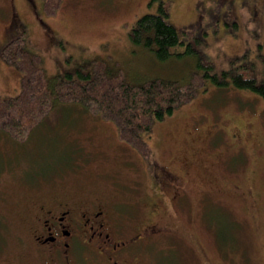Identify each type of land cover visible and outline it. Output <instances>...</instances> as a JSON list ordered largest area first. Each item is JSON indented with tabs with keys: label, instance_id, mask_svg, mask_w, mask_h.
I'll use <instances>...</instances> for the list:
<instances>
[{
	"label": "rangeland",
	"instance_id": "374dc122",
	"mask_svg": "<svg viewBox=\"0 0 264 264\" xmlns=\"http://www.w3.org/2000/svg\"><path fill=\"white\" fill-rule=\"evenodd\" d=\"M147 2L14 0L9 9L0 0V97L20 90L31 61L53 76L107 57L129 77L181 80L194 90L155 121L149 138L141 134L143 143L122 140L110 122L68 101L59 109L68 128L43 126L13 149L0 132V224L9 228L1 230L7 247L0 264L21 256L25 211L52 186L78 196L104 190L119 199L124 216L160 225L164 231L142 245L143 264H264V99L203 77L244 68L264 80V0ZM160 2L184 43L172 52L192 49L165 63L128 37ZM55 121L50 115L47 123ZM73 147L71 164L56 171ZM163 168L172 173L177 199L157 183ZM154 198L158 215L149 213Z\"/></svg>",
	"mask_w": 264,
	"mask_h": 264
},
{
	"label": "trees",
	"instance_id": "16d2710c",
	"mask_svg": "<svg viewBox=\"0 0 264 264\" xmlns=\"http://www.w3.org/2000/svg\"><path fill=\"white\" fill-rule=\"evenodd\" d=\"M25 1L29 4V0ZM13 3L5 0V6L9 9ZM167 16L160 2L157 13L143 14L128 31L130 42L150 52L156 62L160 63H165L173 55L192 52L189 45L183 53L172 52L173 47L184 43L176 28L167 23ZM30 64L32 68L24 70L22 75L20 90L13 96L0 97V132L9 140L11 147L12 144L24 146L32 139L35 131L43 126L49 131L70 127L69 120L64 121L59 112L67 101L78 103L83 111L87 110L110 122L122 140L143 143L140 141L141 134L149 138L155 121H161L172 114L175 108L194 94L189 82L158 76L129 77L109 57L80 61L73 69L53 76H47L37 63L31 61ZM244 71V68H235L233 73L230 70L222 72L220 77L206 72L203 77H208L219 86L232 84L235 88L248 90L264 99V80L257 81L256 77L244 74ZM50 115L58 119L53 126L47 123ZM74 153L77 152L73 147L68 160L60 162L56 171L63 165L68 168ZM38 178H31L30 183L36 182ZM4 229L9 228L0 224V235L1 230L5 232ZM6 247L7 243L1 239L0 257H4Z\"/></svg>",
	"mask_w": 264,
	"mask_h": 264
},
{
	"label": "flooded vegetation",
	"instance_id": "af4514ba",
	"mask_svg": "<svg viewBox=\"0 0 264 264\" xmlns=\"http://www.w3.org/2000/svg\"><path fill=\"white\" fill-rule=\"evenodd\" d=\"M162 170L160 181L179 198L181 193L170 181L172 173ZM39 196L24 214L21 256L7 264H143V243L164 231L154 221L139 224L135 213L124 216L119 199L104 190L96 196H78L52 186ZM148 205L149 213L158 215L156 198Z\"/></svg>",
	"mask_w": 264,
	"mask_h": 264
}]
</instances>
